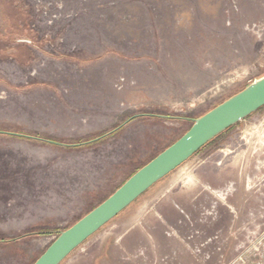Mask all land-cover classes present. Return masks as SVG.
<instances>
[{
	"label": "rangeland",
	"instance_id": "1",
	"mask_svg": "<svg viewBox=\"0 0 264 264\" xmlns=\"http://www.w3.org/2000/svg\"><path fill=\"white\" fill-rule=\"evenodd\" d=\"M124 1L0 0V131L35 137L0 133V239L18 238L0 243V264H33L194 119L264 76V0H155L153 44L137 56L101 33ZM90 59L109 60L94 67L111 82L90 81ZM61 264H264V107Z\"/></svg>",
	"mask_w": 264,
	"mask_h": 264
},
{
	"label": "water",
	"instance_id": "2",
	"mask_svg": "<svg viewBox=\"0 0 264 264\" xmlns=\"http://www.w3.org/2000/svg\"><path fill=\"white\" fill-rule=\"evenodd\" d=\"M262 107H264V76L194 119L192 126L179 139L138 169L102 203L72 226L61 231L33 264H61L75 249L119 215L154 184L186 162L215 137ZM142 115L144 114L134 115L112 131L80 144L90 143L110 135L122 128L131 119ZM0 133L35 138L7 131H0ZM41 140L61 144L52 140ZM80 144L65 145L77 146Z\"/></svg>",
	"mask_w": 264,
	"mask_h": 264
},
{
	"label": "crops",
	"instance_id": "3",
	"mask_svg": "<svg viewBox=\"0 0 264 264\" xmlns=\"http://www.w3.org/2000/svg\"><path fill=\"white\" fill-rule=\"evenodd\" d=\"M158 2V1H157ZM167 2V1H165ZM156 3L155 0H127L121 5L122 10L113 12L112 14L104 13L100 17L101 22V33L104 39H106L115 50L125 53H130L137 56V50L141 47L143 50L148 49V45H152V37L150 35L151 29L154 27L151 22V8L150 5ZM117 4V3H116ZM115 5V4H113ZM158 10L157 8H155ZM160 11V10H159ZM163 11V9H162ZM140 45V46H139ZM139 47V48H138ZM107 58V57H106ZM111 57H108L110 59ZM102 64L95 65L97 62ZM109 61V60H108ZM108 61L103 60H93L90 59V81L98 82H111V76L108 72L106 74L99 72L95 69L98 66L107 67ZM87 71V70H86ZM89 71V70H88ZM89 73V72H87ZM94 78V79H92ZM30 232H39L34 227ZM28 232V233H30ZM5 236V235H4ZM18 239V238H17ZM17 239H11L10 241H3L2 243H9L17 241ZM2 239H0L1 241Z\"/></svg>",
	"mask_w": 264,
	"mask_h": 264
},
{
	"label": "trees",
	"instance_id": "4",
	"mask_svg": "<svg viewBox=\"0 0 264 264\" xmlns=\"http://www.w3.org/2000/svg\"><path fill=\"white\" fill-rule=\"evenodd\" d=\"M209 111H210V110H209ZM148 115H149V114H148ZM144 116H145V115H144ZM210 142H211V141H210ZM207 144H209V143H207ZM207 144H206V145H207ZM206 145H205V146H206ZM205 146H203V147H205ZM203 147H202V148H203ZM202 148H201V149H202ZM201 149H200V150H201ZM200 150H199V151H200ZM199 151H198V152H199ZM54 232H55V231H39V232H30V233H27V235H30V236H33V235H39V234H40V235H48V234H53ZM12 239H17V238H12ZM10 240H11V239H9V238H4V239H2V240L0 241V243H2L3 241H10Z\"/></svg>",
	"mask_w": 264,
	"mask_h": 264
}]
</instances>
